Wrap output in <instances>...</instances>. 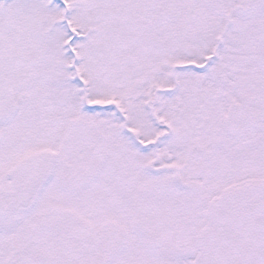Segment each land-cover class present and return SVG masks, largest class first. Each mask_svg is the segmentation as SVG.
<instances>
[{"label":"snow or ice","instance_id":"6c2138e0","mask_svg":"<svg viewBox=\"0 0 264 264\" xmlns=\"http://www.w3.org/2000/svg\"><path fill=\"white\" fill-rule=\"evenodd\" d=\"M0 264H264V0H0Z\"/></svg>","mask_w":264,"mask_h":264}]
</instances>
